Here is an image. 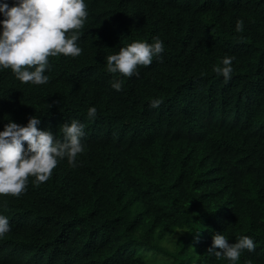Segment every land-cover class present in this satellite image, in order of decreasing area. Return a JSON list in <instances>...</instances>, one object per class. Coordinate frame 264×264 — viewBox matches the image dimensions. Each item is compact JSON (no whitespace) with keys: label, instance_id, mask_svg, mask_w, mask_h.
I'll return each instance as SVG.
<instances>
[{"label":"trees","instance_id":"16d2710c","mask_svg":"<svg viewBox=\"0 0 264 264\" xmlns=\"http://www.w3.org/2000/svg\"><path fill=\"white\" fill-rule=\"evenodd\" d=\"M85 3L82 52L49 56L47 83L0 69V129L31 115L60 138L65 121L85 126L75 167L0 194V264H230L207 251L216 232L253 238L235 264H264V0ZM157 36L138 76L107 72V55ZM225 56L228 81L213 70Z\"/></svg>","mask_w":264,"mask_h":264},{"label":"clouds","instance_id":"9594fccd","mask_svg":"<svg viewBox=\"0 0 264 264\" xmlns=\"http://www.w3.org/2000/svg\"><path fill=\"white\" fill-rule=\"evenodd\" d=\"M0 69L10 68L21 82L45 84L49 76V56L59 54L78 56L82 48L77 44L79 30L88 16L85 0H0ZM236 31L243 29L238 20ZM72 30V31H69ZM164 50L163 41L157 36L151 43L135 40L123 46L117 53L106 56V70L124 76L139 75V65H149L154 56ZM234 57L225 56L222 64L214 66L225 81L231 78ZM111 87L120 90L122 81L114 79ZM160 98L150 101L151 107L161 104ZM97 108L88 107L87 116L95 118ZM41 117L31 115L26 124L8 119L0 129V194L19 196L26 190L28 177L34 183L48 179L58 160L65 157L75 167L77 156L85 150L81 138L85 135L84 124L77 119L62 123L63 137H57L50 129L39 128ZM27 142V146L25 143ZM10 229L9 218L0 213V237ZM256 244L248 235L235 242L221 232L213 234L207 251L217 257L224 256L230 264L239 260L242 250L253 251Z\"/></svg>","mask_w":264,"mask_h":264}]
</instances>
